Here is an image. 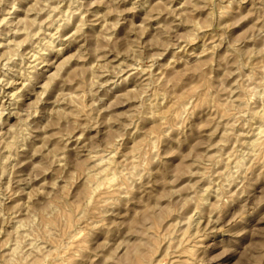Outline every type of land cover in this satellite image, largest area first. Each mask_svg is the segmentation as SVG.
I'll return each instance as SVG.
<instances>
[{
	"label": "rangeland",
	"instance_id": "obj_1",
	"mask_svg": "<svg viewBox=\"0 0 264 264\" xmlns=\"http://www.w3.org/2000/svg\"><path fill=\"white\" fill-rule=\"evenodd\" d=\"M0 159V264H264V0H0Z\"/></svg>",
	"mask_w": 264,
	"mask_h": 264
},
{
	"label": "bare ground",
	"instance_id": "obj_2",
	"mask_svg": "<svg viewBox=\"0 0 264 264\" xmlns=\"http://www.w3.org/2000/svg\"><path fill=\"white\" fill-rule=\"evenodd\" d=\"M72 4H74V3H72ZM72 6H73V5H72ZM42 9H43V8H42ZM67 14H68V12H67ZM48 16H49V15H48ZM71 16H72V15H71ZM67 19H68V18H67ZM61 23H62V22H61ZM83 23H84V22H83ZM83 23H82V24H83ZM81 26H84V24L81 25ZM81 26H79L80 29H81ZM21 28H22V27H21ZM56 28H57V27H56ZM76 31H77V30H76ZM78 31H79V30H78ZM81 31H82V30H81ZM79 32H80V31H79ZM32 34H33V33H32ZM49 39H50V38H49ZM49 42H50V41H49ZM52 44H53V43H52ZM39 47H41V46H39ZM41 48H42V47H41ZM41 51L44 52V50H41ZM41 51H40V52H41ZM39 55H40V53H39ZM37 56H38V55H37ZM38 57H39V56H38ZM40 58H41V56H40ZM35 60H36V58H35ZM34 62H35V61H34ZM6 65H7V64H6ZM15 98H16V97H15ZM11 141H12V140H11ZM259 141H260V140H259ZM9 143H10V142H9ZM9 143H7V144L9 145ZM8 145H7V147H9ZM10 145H11V143H10ZM11 146H12V145H11ZM11 149H12V148H11ZM0 160H1V159H0ZM2 160H4V159H2ZM0 162H1V161H0ZM3 162H4V161H3ZM238 163H239V162H238ZM100 169H101V168H100ZM104 169H105V168H104ZM110 169H111V168H110ZM102 171H103V170H102ZM104 173H105V172H104ZM105 174H106V173H105ZM98 175H99V174H98ZM98 175H97V176H98ZM105 177H106V176H105ZM107 177H108V176H107ZM96 179H97V178H96ZM99 179H100V177H99ZM106 179H107V178H106ZM100 180H101V179H100ZM97 184H98V183H97ZM99 185H101V184H99ZM96 186H97V185H96ZM98 187H99V186H98ZM14 253H15V252H14ZM12 255H13V254H12ZM173 262H176V261H173ZM179 263H180V262H179ZM181 263H182V262H181ZM170 264H171V263H170ZM182 264H183V263H182Z\"/></svg>",
	"mask_w": 264,
	"mask_h": 264
}]
</instances>
